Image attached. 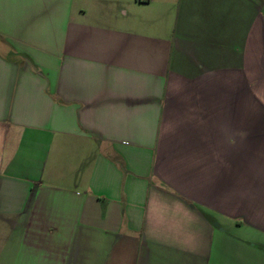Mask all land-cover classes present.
<instances>
[{"label":"crops","instance_id":"1","mask_svg":"<svg viewBox=\"0 0 264 264\" xmlns=\"http://www.w3.org/2000/svg\"><path fill=\"white\" fill-rule=\"evenodd\" d=\"M0 264H264V0H0Z\"/></svg>","mask_w":264,"mask_h":264}]
</instances>
